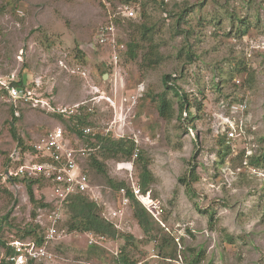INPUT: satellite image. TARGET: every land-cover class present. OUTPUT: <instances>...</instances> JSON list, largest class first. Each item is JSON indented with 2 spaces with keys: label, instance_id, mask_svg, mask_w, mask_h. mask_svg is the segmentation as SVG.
<instances>
[{
  "label": "rangeland",
  "instance_id": "obj_1",
  "mask_svg": "<svg viewBox=\"0 0 264 264\" xmlns=\"http://www.w3.org/2000/svg\"><path fill=\"white\" fill-rule=\"evenodd\" d=\"M112 22L118 40L139 41L135 56L122 55L126 88L117 95L109 68L114 47L98 42L100 28ZM143 22L151 27L146 35L135 26ZM153 49L161 60L148 67ZM244 66L247 72L238 73ZM12 74L38 81V91L56 107L86 102L95 131L112 122L120 126L125 134L120 140L134 141L142 156L135 161L134 179L140 182L146 166L147 189L157 205L152 211L145 206L153 217L149 232L130 204L118 219L119 234L101 241L93 256L87 232L73 230L65 241L51 244L53 261L38 264H115L123 250L138 264H188L201 251L197 264H264V183L250 174L242 155L249 150L259 159L251 165L264 167V0H0V76ZM167 74L192 103H202L201 109H191L192 117L184 112L180 118L178 98L164 85ZM93 84L115 98V107L91 102ZM138 88L142 91L131 106ZM164 91L174 105L170 119L157 108V95ZM239 97L248 101L246 139H234L233 151L224 156L216 114L229 115L230 102ZM233 115L239 122L240 113ZM13 124L23 146L12 136ZM58 124L64 126L47 111L1 104L0 239L6 245L33 239L25 231L35 224L34 211L43 207L35 208L24 183L7 179L8 159L15 149L26 159L32 150L23 147ZM95 155L106 172L91 166L90 158L83 165L104 201L117 206L110 179H128L118 169L126 157ZM193 166L196 179L190 175ZM50 192L46 181L34 186L36 200L47 203ZM165 235L172 238L171 248L162 243ZM6 245L0 244V258Z\"/></svg>",
  "mask_w": 264,
  "mask_h": 264
},
{
  "label": "built area",
  "instance_id": "obj_2",
  "mask_svg": "<svg viewBox=\"0 0 264 264\" xmlns=\"http://www.w3.org/2000/svg\"><path fill=\"white\" fill-rule=\"evenodd\" d=\"M128 13L131 16L134 15L133 10ZM98 36L99 43L109 42L114 47L110 66L114 75L112 89L114 94L117 95L120 89L126 88V81L120 64L122 55L127 51V46L125 42L118 40L116 37L113 22L102 26ZM82 75L87 77L86 71H82ZM17 81H19V78L14 74L7 77L0 76V107L4 102L14 106L24 104L48 113L71 116L86 105V102H82L71 108L56 107L48 97L38 91V81L34 84L26 81L24 85L17 84ZM237 82L240 83L241 81L237 80ZM141 91L142 88H138L139 94L130 97L131 106L137 103ZM90 93V100L93 104L106 101L115 107V98L107 96L97 85H91ZM229 105V110H231L229 115L216 114L220 125L218 133L222 136L225 135L228 139L239 138L245 140L247 128H245L246 121L243 120V116L247 111L248 101L245 97H239L232 100ZM233 113H240L239 122L232 117L234 116ZM82 131L84 136L70 134L65 126L58 124L48 129L38 138L36 143L33 144V150L29 152L26 159L16 149L11 153L9 163L12 166L6 172L8 178L12 179L14 176L41 178L44 182L50 183L51 192L49 201L37 210L34 218L35 224H38L41 228L42 242H37L35 238L15 239L9 242L7 248L11 251L7 252L6 249L0 258V264H38L53 261L55 253L51 250V244L65 241L73 231L70 229L69 224L65 225L64 204L74 194L87 195L102 206V216L111 221L117 229H119L118 219L123 217L126 208L131 204L128 189L131 190L136 199L146 207L148 206L147 199L151 197L150 192L144 193L139 181L134 179L135 161L139 156L137 147L130 159L118 164V169L128 173V179H126L127 186L121 187L117 192L119 202L114 207L109 206L104 201L103 195L91 183L90 174L83 165L90 155L100 149V145L96 142V134L110 135L116 140H120L125 138L123 129L112 122L102 132L95 131L94 127L90 125L82 127ZM87 138L90 139L86 140ZM250 156L252 155L247 150L244 164L253 177L264 183V167L251 165ZM105 206L106 209L104 210ZM87 235L89 245L102 244L101 241L106 240L105 237H99L93 232H87Z\"/></svg>",
  "mask_w": 264,
  "mask_h": 264
},
{
  "label": "trees",
  "instance_id": "obj_3",
  "mask_svg": "<svg viewBox=\"0 0 264 264\" xmlns=\"http://www.w3.org/2000/svg\"><path fill=\"white\" fill-rule=\"evenodd\" d=\"M130 1V0H127ZM136 30H140L143 35H146L151 31V27L146 25V23H142L140 25L135 24ZM246 34V32L244 33ZM121 41V40H120ZM127 46V51L124 53L129 54L131 56L136 55V49L139 46V41L136 40H131L126 42ZM155 49L151 50L148 53L147 63L148 67H155L160 63V57H157ZM191 58V56H190ZM110 70H112V67L109 65ZM248 68L247 66H244L241 69H238V73H244L247 72ZM175 79L172 77V75H164L163 81L166 89H171L175 93V95L178 98L179 101V112H180V118H183V113L187 112V115L189 117H192L191 109L194 108L195 106L198 107L199 109L202 108V103H192L189 95L181 90V88L176 84L174 81ZM26 77L24 75H21L19 78V81H17V84L19 85H24L26 83ZM158 99V112L161 117H164L166 119H170L173 116L174 113V105L172 101L168 98L167 91H164L162 93H159L157 95ZM232 100H236L232 99ZM85 108L82 107L79 109L75 114L71 116H65L61 114H54L65 126L66 130L70 134H76L79 136H84L82 127L90 125L89 117H90V112L89 111H84ZM190 112V113H189ZM12 114L13 118L16 119L15 112L12 107ZM188 118V117H186ZM185 118V119H186ZM11 133L12 136L18 141L20 146H23L24 142L23 140L18 136L17 130L15 125L13 124L11 128ZM96 142L98 145H100V149L97 152H107L109 154H119L121 153L124 157H126V160L131 158L134 154V151L136 149V144L132 140H116L110 135H102V134H96L95 135ZM90 138H87L88 140ZM220 142L222 145H226V152L224 153V156H227L230 154L231 151H233L234 148V141L233 139H228L225 135L221 137ZM24 149L29 148L30 150H33V146L31 147H23ZM245 151L242 152V155L244 156ZM96 153H93L92 155L89 156V158L92 160L91 161V166L96 168L99 172H106L104 164L99 161V159L95 155ZM140 155V154H139ZM196 155L194 156V158ZM139 159L142 158V156H138ZM137 158V159H138ZM9 160V159H8ZM259 162V159L256 157H252L250 159L251 163L254 162ZM86 169V168H85ZM86 171L89 173V169ZM190 175L191 179H196V169L195 166L190 168ZM7 179L10 182H21L24 183L28 194L30 196L31 201L35 204V208L39 206H44L45 202H42V200H36L35 198V193H34V186L35 184H42L44 181L41 178H28V177H18L14 176L12 179L8 178ZM180 181H184V178H179ZM150 181V172L148 171L147 167L144 166L143 171L141 172V179H140V186L143 190L144 193L148 191V185ZM111 187L118 192L121 187L127 186L126 181H115L113 179H110ZM128 195L131 199V204H133L135 208L134 215L136 219L138 220L140 226L143 228L145 232H149L150 229V224L152 220V215L149 213L145 207L138 199L134 197L132 194L131 190L128 189ZM65 207V213L68 218V224L71 230H77V231H82V232H93L99 237H105L106 240L108 239H114L116 236L119 234V231L117 228H115L114 224L107 220L105 217L102 216V209L103 207L100 206L97 202L93 201L89 196L84 195V194H74L68 198V200L64 204ZM36 210L33 213V217L36 215ZM211 218H213V215H211ZM41 228L38 224L31 225V227H28L25 231V235L32 236L33 238L36 239L37 242L41 243L43 238H42V233H41ZM154 238V237H152ZM170 240L172 238H168L167 235L163 237V242L162 243H167V245L170 247ZM0 244L6 245L4 241L0 239ZM172 244V243H171ZM99 245L101 246L102 244H94L91 245L89 248L90 255L93 256L96 251L99 248ZM171 248V247H170ZM7 252H10L11 250L7 248ZM171 258L174 257V252L171 251L169 253ZM203 258V253L197 252L196 255L194 256L193 260L189 262L188 264H197L201 262ZM115 264H138L137 260H134L129 257V255L124 252V250L119 254L116 255L115 257Z\"/></svg>",
  "mask_w": 264,
  "mask_h": 264
},
{
  "label": "bare ground",
  "instance_id": "obj_4",
  "mask_svg": "<svg viewBox=\"0 0 264 264\" xmlns=\"http://www.w3.org/2000/svg\"><path fill=\"white\" fill-rule=\"evenodd\" d=\"M154 202L155 201L153 199H151V198L147 199V203H148V206L147 207H148V209L150 211H152L154 208H157V205Z\"/></svg>",
  "mask_w": 264,
  "mask_h": 264
}]
</instances>
